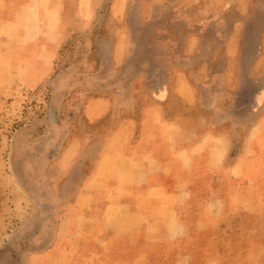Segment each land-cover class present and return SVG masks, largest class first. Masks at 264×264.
Returning <instances> with one entry per match:
<instances>
[{"label": "rangeland", "instance_id": "rangeland-1", "mask_svg": "<svg viewBox=\"0 0 264 264\" xmlns=\"http://www.w3.org/2000/svg\"><path fill=\"white\" fill-rule=\"evenodd\" d=\"M198 1L33 2L58 13V42L41 80L23 86L16 76L0 95V264H27L54 220L74 205L98 152L85 145L104 141L120 120H130L119 111L125 116L149 108V81L164 74L165 33L179 35L191 17L187 8ZM248 89L224 101L239 132L223 166L212 171L204 158L198 178L186 183L191 194L178 214L186 234L157 247L152 264H264V138L247 147L245 130L255 118L251 95L243 96ZM118 94L134 100H117ZM102 96L111 100L110 112L91 118L89 103ZM240 157L246 161L230 176ZM213 200L222 201L215 214Z\"/></svg>", "mask_w": 264, "mask_h": 264}, {"label": "crops", "instance_id": "crops-1", "mask_svg": "<svg viewBox=\"0 0 264 264\" xmlns=\"http://www.w3.org/2000/svg\"><path fill=\"white\" fill-rule=\"evenodd\" d=\"M35 1L0 0V95L16 76L23 86L41 80L53 57L57 12H44ZM197 4L187 8L191 17L183 19L179 35L165 33L164 74L149 81V108L125 116L119 111L130 120H120L104 141L85 145L98 151L92 173L84 175L74 205L54 220L50 237L27 254V264L154 263L157 247L186 234L178 218L191 194L186 183L198 178L204 158L210 170H219L234 145L238 122L224 101L239 98L243 86L250 87L243 96L255 104L247 147L264 138V0ZM129 97L134 100L128 94L116 99ZM110 101L93 99L87 114L108 115ZM245 161L231 165L230 176ZM220 201L213 200L211 214L220 212Z\"/></svg>", "mask_w": 264, "mask_h": 264}]
</instances>
